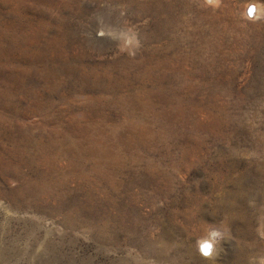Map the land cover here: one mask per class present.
<instances>
[{
  "label": "rangeland",
  "instance_id": "1",
  "mask_svg": "<svg viewBox=\"0 0 264 264\" xmlns=\"http://www.w3.org/2000/svg\"><path fill=\"white\" fill-rule=\"evenodd\" d=\"M0 264H264V0H0Z\"/></svg>",
  "mask_w": 264,
  "mask_h": 264
},
{
  "label": "clouds",
  "instance_id": "2",
  "mask_svg": "<svg viewBox=\"0 0 264 264\" xmlns=\"http://www.w3.org/2000/svg\"><path fill=\"white\" fill-rule=\"evenodd\" d=\"M208 3H213L214 0H207ZM223 237V233L218 229H213L209 231L200 241H198V245L200 247L201 252L204 255H210L214 250V246L218 244L219 240ZM204 246H209L210 251L205 253Z\"/></svg>",
  "mask_w": 264,
  "mask_h": 264
},
{
  "label": "snow or ice",
  "instance_id": "3",
  "mask_svg": "<svg viewBox=\"0 0 264 264\" xmlns=\"http://www.w3.org/2000/svg\"><path fill=\"white\" fill-rule=\"evenodd\" d=\"M254 11H255L254 8H253V9H250V13H249V14H250V15L253 14ZM203 250H204L205 253L207 254V252L210 251V248H209V246H204V249H203Z\"/></svg>",
  "mask_w": 264,
  "mask_h": 264
},
{
  "label": "bare ground",
  "instance_id": "4",
  "mask_svg": "<svg viewBox=\"0 0 264 264\" xmlns=\"http://www.w3.org/2000/svg\"><path fill=\"white\" fill-rule=\"evenodd\" d=\"M255 8H256V14L259 13V12H258V8H259V7H255ZM259 14H260V13H259Z\"/></svg>",
  "mask_w": 264,
  "mask_h": 264
}]
</instances>
